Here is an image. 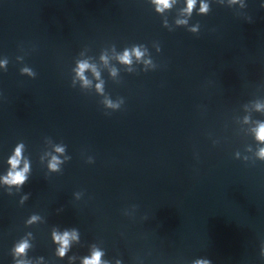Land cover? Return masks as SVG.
I'll return each mask as SVG.
<instances>
[{"label":"water","instance_id":"95a60500","mask_svg":"<svg viewBox=\"0 0 264 264\" xmlns=\"http://www.w3.org/2000/svg\"><path fill=\"white\" fill-rule=\"evenodd\" d=\"M210 3L209 14L191 17L200 24L192 34L164 28L148 0H0V59L9 60L0 69V175L21 141L32 166L20 193L0 186V264H12L27 232L30 258L68 264L55 257L53 226L79 229L68 256L95 243L112 264H264V162L234 155L256 147L236 118L264 99V0ZM167 15L172 24L176 9ZM112 43L145 44L158 67L129 74L117 64L119 84L104 71L105 91L125 100L105 115L102 97L71 86V69L86 47L98 60ZM46 137L67 145L59 173L40 162ZM32 214L44 222L26 227Z\"/></svg>","mask_w":264,"mask_h":264},{"label":"clouds","instance_id":"9594fccd","mask_svg":"<svg viewBox=\"0 0 264 264\" xmlns=\"http://www.w3.org/2000/svg\"><path fill=\"white\" fill-rule=\"evenodd\" d=\"M153 7L155 13L161 16L162 26L170 32L174 31L176 27H184L192 34H198L200 31V24L197 22L190 25L189 21L194 12L197 15H207L211 11L210 0H148ZM215 3L224 5L227 3L228 7L238 6L239 9L246 7L245 0H214ZM178 4L182 6L177 8ZM198 6V7H197ZM264 8V3L260 5ZM176 9V16L172 24L169 23L168 13ZM248 22L252 23L251 17ZM153 47L156 52L161 51L159 43L154 42ZM89 48H85L79 53L75 60V65L71 69L72 79L71 86L73 88L79 86L81 91L92 92L102 97L100 104L107 110L105 115H110L111 112L118 111L125 103L123 97H118L115 100L111 98L110 94L105 91V80L102 73L107 71L110 79L115 83H121V68L124 72L129 74H139V72H148L155 70L158 65L151 57L149 48L145 44H133L125 47L122 51H118L114 43L101 49L98 60L96 57L88 55ZM17 62L22 63L23 56L16 57ZM9 60L7 57L0 59V69L7 71ZM141 66V67H138ZM20 74L35 78L37 73L28 66L20 68ZM244 115L237 117L236 122L241 126L240 132L245 136H251L255 141L256 147L253 149L252 145L245 147V152L251 155H243L237 151L234 155L236 159H243L244 161L259 160L264 162V120L253 119V113L264 115V99H255L249 101L243 106ZM214 143H216L214 141ZM47 149L41 154L40 162H46L48 173H59L62 171V165L71 160V157L66 154L67 145L63 143H54L50 137L45 138ZM26 145L23 141L18 142L14 147L11 155L8 157L6 163L8 169L5 174L0 175V186H3L8 195H13V189L16 193H20L24 185L28 182L31 172V160L25 155ZM88 163H93L92 157L88 158ZM83 193H74L75 199L79 200ZM31 196V193H24L20 196L19 203L23 205ZM58 213L63 211V208L56 210ZM129 214V213H125ZM44 222L43 217L39 214H32L25 221V226H32L37 223ZM34 239L32 232H27L23 237L15 242L10 250L13 258L12 264H46L43 256L35 259L28 256L29 251L33 248L32 241ZM51 240L55 247V257L64 259L67 257L68 264H75L79 260L80 264H112L108 259H105V251L97 244L93 243L89 246L88 254L78 257L73 254L68 256L74 244H80L81 233L78 228H65L61 230L58 226H53L51 230ZM261 256L264 257V245L261 246ZM115 264H122V261L117 259ZM191 264H212L210 259L197 258Z\"/></svg>","mask_w":264,"mask_h":264}]
</instances>
